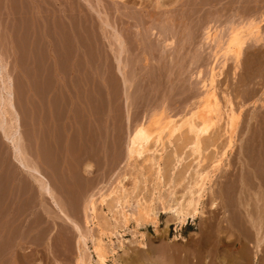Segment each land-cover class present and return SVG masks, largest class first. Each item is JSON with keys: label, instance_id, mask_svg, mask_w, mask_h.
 <instances>
[{"label": "rangeland", "instance_id": "374dc122", "mask_svg": "<svg viewBox=\"0 0 264 264\" xmlns=\"http://www.w3.org/2000/svg\"><path fill=\"white\" fill-rule=\"evenodd\" d=\"M141 1L136 0L133 10L131 5L130 10L123 7V1L119 5L107 2L106 7L116 11L108 10L107 28L94 12L82 23L84 18L77 13L82 2L77 0H0V119L5 120H0L4 124L0 126L1 264H78L83 257L80 233L67 217L86 235L91 264H96L93 245L98 238L106 251L104 264H176V254L194 250L200 241L221 240L223 248L226 240L238 236L247 240L246 223L260 219L264 205V2L250 3L255 9L246 12L248 8L241 7L246 0H241V21L254 23L244 34L257 28L261 41L247 38L237 63L234 54L227 52L228 31L220 29L215 40L206 41L203 31L192 35L194 30L160 24L159 16L148 24L145 16L147 21L149 16L141 13L143 22L137 10ZM65 6L70 15L64 13ZM120 11L134 13L130 14L133 20L122 18ZM150 26L158 27L156 35L147 33ZM113 27L130 45L121 64ZM166 37H174L173 46H166ZM120 65L124 69L118 70ZM8 81L15 110L1 104ZM209 87L225 114L205 143V162L188 158L187 150L180 154L166 135L163 143L152 142V151L142 159L127 160L128 142L138 124L148 123L152 116L163 124L181 122ZM229 109L240 118L234 133L227 127ZM16 131L24 162L46 178L51 194L42 190L38 175L17 161L8 139ZM87 164L92 165L90 175L84 172ZM197 173L208 176L200 194ZM115 187L129 204L115 206L106 197ZM101 194L105 203L100 201ZM92 195L94 222L91 213L85 212ZM189 199L197 202L198 214L181 226L173 210ZM139 200L146 218L152 208L160 210L157 221H136ZM227 217L231 223L224 221ZM221 221L229 228L236 223L233 236L218 232ZM236 226L245 230L239 228V235ZM241 232L249 234L242 237ZM255 264H264V258Z\"/></svg>", "mask_w": 264, "mask_h": 264}, {"label": "bare ground", "instance_id": "6f19581e", "mask_svg": "<svg viewBox=\"0 0 264 264\" xmlns=\"http://www.w3.org/2000/svg\"><path fill=\"white\" fill-rule=\"evenodd\" d=\"M77 1H79V3L82 2V3H80V5H79V7L77 9V13L80 16V19L84 18V20H81L82 23L86 22L85 21V17L87 15L89 16V14H92V12H94L102 20V24L105 27L110 26L109 22H108V17L111 14V12H116L115 10L112 11L113 9L112 10L109 9L110 7L109 8L106 7V3L107 2H113V4L119 5V4H122V3H120V1H123L122 6L125 7V8L127 7V9H129L130 6H128V5H131L133 7V8L131 7V10H133L135 8V6L138 5L136 0H110V1L109 0H77ZM153 1H155L156 4L154 3V5H152ZM244 2H245V0H244ZM255 2L257 3V6H260L261 3L264 2V0H255V1H251V0L247 1L246 0V2L243 3L244 5L242 4L241 0H152L151 1L152 4H150V0H142L141 4H139L141 9H137V10H141V12L137 11V13L140 12V15H141V13H143L145 15L147 14L149 16V18H148L149 21H147L146 20V16L145 15L144 16H145V22L148 23V24H151V23H149V22H151L150 21L151 18L152 19H156V17L159 16V19L163 18V22L160 23V24H165L166 26H174L178 30H187V32L190 29L194 30V33L191 32L192 35H194L196 31H199V32L203 31L204 34H205L206 41L215 40L216 33L218 32V30L224 29V30L228 31V33H229V35H228L229 39H227L228 40L227 52L228 51L232 52L234 54V57H233L234 60L238 63L241 60L243 46L245 45L247 38H249V37L250 38H254L256 43L261 41V36H259V34L256 33V29L257 28H254V30H252V31H255V33L254 32L252 33V31L250 32V29L247 30V31H249L248 35H246L247 37L244 34L245 28L248 29V28H252L254 26L253 21H249V22H246V23L245 22L243 23L241 21V19L244 17V14H243V17L241 16V14L243 13L241 7L242 6H244V7L246 6L245 9L248 8V9H246V12H248V11L251 10V6H250L251 4L250 3H255ZM84 3H86L87 6L90 7V9H88L86 4H84ZM240 5H241V7H240ZM253 5H255V4H253ZM263 6L264 5L262 4L261 8L264 9ZM119 7H121V6H119ZM65 8H66V6H65ZM127 9H125V10H127ZM245 9H243V10H245ZM253 9H255V8H253ZM253 9L251 11H254ZM108 10H111V12H109ZM256 10L259 11V9H256ZM261 10L262 9H260V11ZM63 11H64V13L67 16V12L69 14V11H71V10H68L66 8ZM257 11H255V12H257ZM72 12H73V10H72ZM255 12H252V13H255ZM121 13L122 12L120 11V14ZM262 13L264 14V12H262ZM23 14H24V12L20 13V15H23ZM65 14H64V16H65ZM125 14L126 15L128 14V15L125 16ZM130 14L133 15L134 13H131V11L129 13L126 12V13L123 14L124 16H122V18L123 17H127V19H128L130 17ZM257 14H258V12H257ZM102 15H104L106 17V19H103ZM132 15H131L130 18L133 20L134 17H132ZM138 15H139V13H138ZM92 16H94V15H92ZM142 16L143 15H141L140 18H142L141 20L143 21L144 17H142ZM81 17H83V18H81ZM137 17H139V16H137ZM160 17H162V18H160ZM245 17H247V15H245ZM94 18H96V17H94ZM224 18H225L226 22L223 23L224 22L223 21L222 24H221V21ZM158 20H155V21H158ZM124 21H126V20H124ZM125 23H128V22H125ZM146 23H144V26H143L144 28L143 29H145V27H146V29L149 28V27H147L145 25ZM133 24H135V23H133ZM139 25H140V21H139ZM139 25H137V26H139ZM94 26H95V24H94ZM132 27L134 28V26H132ZM150 27L151 28L148 29L147 33H149V34L151 33V36L156 35L157 34L156 30H158L156 28H158V27L157 26H154V27L150 26ZM115 28L113 27L115 35L114 36L112 35V36L114 37V43H116L117 46L119 47L117 53H119L118 54L119 58H120L119 64H121L122 63L121 60L123 61V59H121L122 56H123V53L125 52V50H127L126 47L128 48L130 45H127V43H129V42H128V40L126 41L124 37H122V35L120 33L121 31L118 30V29H117L118 30L117 31V30H115ZM74 32H76V31H74ZM77 35H79V34L77 33ZM196 35L198 36V33ZM141 36H142V34H141ZM252 36H254V37H252ZM164 40H165V43H166L167 47L174 45V37H171V38L170 37L169 38L166 37ZM142 41H143V39H142ZM175 41H178V40H175ZM193 42H195V41H193ZM108 43H110V42H108ZM131 43H132V41H131ZM186 44H187V42H186ZM113 48H111V49H113ZM117 62H118V60H117ZM124 65H120L121 67L120 68L118 67L119 68L118 70L123 68L122 66H124ZM121 72H123V70ZM200 73H202V72H200ZM212 73L213 74L211 76V88H213L212 86L215 83V74H214V72H212ZM0 74H1V72H0ZM122 75H124V72H123ZM123 77L125 78V75ZM11 83H12L11 81H8L7 83L4 82V86L5 87L3 89L6 91V93H5L6 96L5 95L3 97L1 96V104L3 106H8V107L12 108L13 110H15V106L13 104V91H12ZM211 88L209 87L204 92V94L197 99V101L195 103V106H194V109L190 110L189 111L190 113L186 117H184V119L181 122H176V121H172V120L169 121L168 120V121H166L163 124L162 121L161 122H160V120L157 121V119H156L157 116L156 117L152 116L153 118L151 120H149L148 123L138 124L137 127L135 128L134 132L131 134V137H130L129 142H128V146H127V160L130 161V160H133V159H139V160L142 159L144 156L148 155V153L150 151H152V150H150L151 143L155 142V145L156 144L158 145L159 143H163V140L165 141L164 136L166 135L167 138H168V141H169V145H171V146L176 145L177 147H179V149L181 151L180 154H183L187 150L186 153L188 152V154H187L188 158H192V159H196V160L197 159H202L201 162H205V160L203 158V153L205 154L204 149H206V148H204L205 143H207L206 141L209 139L208 136L217 127V125L220 123L223 115L225 114L224 112H222V108H221L222 106L220 107L219 103L216 100L217 99L216 98V94H214V92L212 91ZM229 111L230 112H228L227 116H226L227 117V119H226L227 120L226 121L227 122V127L229 128L228 130H230L232 133H234L236 128H237V126H238L240 118H239V116H237L234 113L233 109H231V110L229 109ZM162 114H161V116H162ZM163 119H165V118H163ZM2 120H4V118ZM2 120H1V122H2ZM17 121H19V120L17 119ZM1 122H0V126L3 128L4 124L1 123ZM3 122H5V120ZM212 137L213 136H211L210 138L212 139ZM17 138H19V132L18 131H16L14 135L8 137L9 141L15 147V153L17 155L16 156L17 161L20 163V165L24 169L29 170L30 172L38 175L40 177V179L38 180V178H37V182L40 184L42 190H44L48 194H51L52 188H51L50 183L46 180V178L41 175L39 170H37L36 168H33V167H29L24 162V160H23V152H22L21 148L19 147ZM211 141H213V140H211ZM211 141H210V143H211ZM210 143H209V145H211ZM153 147H151V148H153ZM186 153H184V154H186ZM182 156H184V155H180L181 158H182ZM178 160L181 161L180 158H178ZM180 161H177V162H180ZM91 170H92V165L91 164L85 165L84 172L86 174L90 175L91 174ZM194 175H195V173H194ZM158 177H159V175H158ZM197 178L199 179V183L195 182L197 184L196 188L198 187V190H196V191L198 192V194H200L201 190L203 189V186H205L204 184H205V181L207 180L208 176L207 175H203L201 173H197ZM194 190L195 189H194V186H193V191ZM119 193H120L119 189L115 187V188H113L111 190V192L106 197L110 198L115 206H124L126 204H129V201L127 199H124V197H121V195ZM105 195H106V193H105ZM106 197H104L101 194V200H100L101 203H105L106 202ZM261 201L264 204V199H262ZM179 203H180V201H179ZM142 204H141V202L139 200L138 204H137V207H136V212L134 214V216H136V218H135L136 221L140 222V220L142 219V221H146V223H147L148 220H150V222H151V220L152 221L156 220L158 218V214H159L158 212L160 210L157 212L153 208L151 210L149 208L150 212H147L149 215H148V218H146L147 215L144 213V209H143V205ZM213 206L216 208L217 207V203L214 202ZM163 209H164V207H163ZM174 211H175V214H176V219L175 220L178 221V223L181 226H185L190 219H195L196 218V216L198 214L197 202H195L193 199H189V202L186 205L183 204V205L180 206V204H179V207L175 208L173 210V212ZM260 211H261V215L259 213L260 219L258 220V222H256V221L255 222H253V221L251 222L250 221V222L246 223V225H247L246 226V228H247L246 232H250V234L252 233L251 234V238H249L250 237L249 233H247V234H249V235H247L244 232H241V233H243V235L241 234L242 237L246 236V235L248 236V237L246 236L247 240H245L244 238L242 240L241 236H240V239H239V236H238V239L237 238L236 239H232V240L230 239L229 241L226 240L225 244L223 245V248L220 247V244H221L220 241L221 240L216 241L214 244H210V242H206L204 240L200 241V242H198V244L195 245V249L194 250L192 249V251H185L183 249L185 251L184 255L179 253V255L177 256V254H176L175 255L176 257H174V260L176 259L175 262H177L176 264H255V261L258 260L259 257L264 258V205H263V208H261ZM85 212L86 213H88V212L91 213V215L90 214L89 215L92 217L93 222H94V215H96V213H95L96 212L95 195L94 196L93 195L90 196V198L88 200V203L86 204V211ZM123 213L125 214V212H123ZM126 214H125V216H126ZM131 214H133V212ZM87 216H88V214H87ZM259 216H258V218H259ZM67 219H68V221L70 223H72L75 226V228L80 233L78 242L81 245L83 257L81 256V258H79L78 264H91L90 254H87V252H86V243H87L86 235H84L82 233V231H81L80 227L77 225V223L75 224L69 217H67ZM124 219H125V221H127V217H125ZM228 219L229 218L227 217V221L226 220H224V221L225 222H230L231 218L229 219V221H228ZM248 220H250V219H248ZM90 221L92 222V220H90ZM223 222H222V225H220V228L218 229V232L219 233L220 232H222V233L225 232L227 235L231 234V236H233L234 235L233 234L234 233V225L236 223L235 224L232 223V224H234V225H232L233 228L231 227V224H230V228H229V226H227ZM245 222H246V220H245ZM224 225H226L227 227L224 226ZM237 226H238V224H237ZM237 228H238L237 229V233H239V235H240V232H238V231H240L239 230L240 227H237ZM240 229L243 230L244 227H243V229H242V227ZM235 236H237V235H235ZM252 236H255V238L253 239L254 243L250 242V239H252ZM251 243L254 244L255 247H252ZM93 246H94V251L93 252L95 253V256H96V259H97L96 260V264H104L105 263V252L106 251L104 250V246H103L102 240L99 239V238L96 239L94 241V245ZM190 248H192V247H190ZM235 249H238V250H235ZM248 251L249 252L251 251L252 254L249 255ZM173 253H174V251H173ZM2 255H1V257H2ZM173 256H174V254H173ZM172 262L174 263V261H172Z\"/></svg>", "mask_w": 264, "mask_h": 264}]
</instances>
